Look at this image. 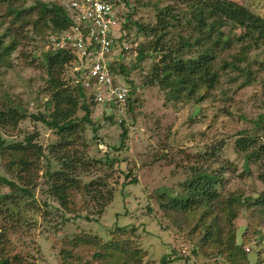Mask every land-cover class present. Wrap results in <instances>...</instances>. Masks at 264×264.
Wrapping results in <instances>:
<instances>
[{"label": "trees", "instance_id": "trees-1", "mask_svg": "<svg viewBox=\"0 0 264 264\" xmlns=\"http://www.w3.org/2000/svg\"><path fill=\"white\" fill-rule=\"evenodd\" d=\"M120 1L124 6L119 15L121 37L128 42L137 41V45L131 47L130 52L122 50L117 59L110 61L115 82L122 76L132 81L129 72L142 69L139 64L148 58L152 60L144 71L141 85L159 87L167 102L212 97V91H221L223 75L237 87L256 79L250 55L264 45V13L239 0H172L162 5L155 2L153 21L143 22L135 18L136 5L130 7V0ZM73 14L71 0L67 3L63 0H0V72L3 67L12 66V54L20 51V57L31 58L30 63L37 61L45 74L44 89L47 87L44 110L29 112L19 100L9 96L0 103V166L7 174L0 173V189L2 186L9 189L0 192V215L4 218L0 224V264H31L11 247L15 244L11 234L29 223L23 210L39 209L43 205L42 210L47 212L53 209L60 215L71 213L73 217L95 220L113 201L118 189L123 193V187L137 182V178L128 173L120 187L118 180L111 179L121 161L111 149H121L129 125L134 123L133 104L139 101L133 96L135 85L127 82L130 87L125 105L115 101L111 104L97 102L92 90L83 85V70L76 68L80 64L78 53L72 48H54L48 43L49 33L62 34L70 29ZM39 44L43 48L37 54ZM28 45H33L36 54L24 50ZM225 99L229 100L230 96ZM99 107L101 120L121 129L120 146H108L110 150L103 153L96 147L87 150L83 139L90 125L93 136L101 140L102 124L94 116ZM197 110L198 107L195 112ZM114 113L120 114L117 119ZM27 118L52 130L54 136L46 145L40 142L42 136L38 129L27 131L20 126ZM251 122L253 128L259 129L260 136L242 129L228 146L242 155V171L250 174L255 167L257 178L264 185V113ZM223 143L211 141L196 150L183 143L177 144L173 151L172 147L167 151V147L159 143L160 153L155 159L172 161L176 155L181 157L183 163L176 162V165L185 170L187 176L180 180L178 188H172L174 194L161 192L157 196L158 206L168 213L198 214L187 236L190 241L194 233H201L203 256L207 261L248 264V252L244 248L247 242L237 240L234 221L245 208L258 220L264 219V189L247 195L240 189L226 188L224 173L232 167L227 158L220 157L221 152L224 153ZM39 169L47 198L42 201L35 198L40 182L33 175ZM76 194L82 198L79 206L74 200ZM82 209L91 210V216L83 215ZM68 219L63 215L62 222ZM125 229V226L115 225L111 233L109 231L111 236L105 240L87 230L64 236L60 254L68 261L78 260V264H144L137 244L128 236L124 237L125 234L122 236ZM259 241H262L260 237L256 243ZM85 244L94 246L89 258L82 251ZM171 260L170 255L163 254L159 262L168 264ZM260 261L256 259L255 264Z\"/></svg>", "mask_w": 264, "mask_h": 264}, {"label": "rangeland", "instance_id": "rangeland-1", "mask_svg": "<svg viewBox=\"0 0 264 264\" xmlns=\"http://www.w3.org/2000/svg\"><path fill=\"white\" fill-rule=\"evenodd\" d=\"M63 1L67 3L69 0ZM239 1H243L257 12L264 13V0ZM155 2H160L162 5L172 0H137L135 3L130 0V7L137 6L135 18L143 22H152ZM132 43L137 44V41ZM38 48L40 50L37 54L41 52L43 46L39 44ZM25 49L37 52L33 50V45L24 46ZM19 52L12 54V66L6 69L3 67V72H0V103L9 96L19 100L29 112L44 110L43 106L47 98V87L44 89L45 74L38 67L37 61L30 63L31 58H22ZM250 57L251 68L256 71V79L252 83L237 87L235 83L228 81L226 75H223L220 88L225 94L219 89L214 90L211 92L212 97L207 95L199 101L167 102L164 92L159 87L141 85L144 71L152 58L139 64L143 70L135 68L129 72L128 76L132 81L123 76L117 78V83L125 84L128 88L130 87L128 83L133 82L135 85L133 96H137L139 101L133 104L134 123L129 125L128 136L124 139L123 146L120 150L111 149V153L121 159L119 169L115 167L111 179L118 180L117 186L120 187V183L125 180V174L128 173L130 177L135 176L137 182L123 187V193L118 189L113 201L106 205L105 211L97 215L95 220L93 218L86 220L84 216L73 217L71 213H64L63 215L68 216L69 219L62 222L63 215L53 209L49 212L42 210L43 205H40L39 209L23 210V216L25 215L29 223L25 221L26 228L11 234L15 243L11 245L14 251L20 252L22 258L30 260L31 264H78V260L68 261L62 258L60 250L63 246V238L87 230L98 235L100 240H105L111 236L110 230H113L115 225H119L126 227L122 236L125 234L124 237L128 236L137 244L141 255L144 256V264H160L159 260L163 254H168L172 258L168 264H217L215 261H207L203 256L201 233L198 235L194 233L190 241L187 236L190 227L195 226L198 214L168 213L158 206L157 196L161 192L174 194L172 188H178L180 180L187 176L185 170L176 165V162L181 164L183 160L177 155L172 161L155 158L160 153L157 150L159 143H163L167 151L171 147L173 151L177 144L184 143L196 150L202 149L211 141L215 143L224 141L221 146L224 153L221 152L220 157L227 158L232 167L224 173L226 188L240 189L247 195L264 189L263 183L257 178L256 168L252 167L250 174L244 173L242 155L235 153L228 146L232 144L230 141L236 133L242 129L260 136L259 129L253 128L251 120L257 119L260 113H264V45L254 50ZM224 95L230 96V99L226 100ZM196 107H198L197 112H195ZM101 115L99 107L94 116L102 124L99 130L101 140L93 136L90 125L85 129L83 139L87 150H94L96 147L103 153L105 150H110L109 147L120 146L121 129L112 125L113 123H108L107 120H101ZM117 115L120 114L114 113L115 119ZM20 126L27 131L38 129L43 146L54 136L51 129L43 127L40 122L33 121L32 118H27ZM0 173L7 176L1 166ZM41 174L40 169L34 172L33 176L38 182L43 180ZM41 183L35 189V198L42 201L47 198L43 191L44 185ZM8 191L6 186L0 189L1 193ZM74 200L78 206L82 202L78 194L75 195ZM81 213L89 216L92 214L91 210L87 209H82ZM3 221L4 218L0 215V224ZM33 223L34 226L31 225ZM234 229L237 240L242 239L247 242L244 248L248 252V264H255L256 259H261L260 264H264V219L258 220L255 214L245 208L235 219ZM259 237L262 241L256 243ZM84 246L82 251L85 257L89 258L94 246L89 244ZM181 256H186L187 259Z\"/></svg>", "mask_w": 264, "mask_h": 264}, {"label": "built area", "instance_id": "built-area-1", "mask_svg": "<svg viewBox=\"0 0 264 264\" xmlns=\"http://www.w3.org/2000/svg\"><path fill=\"white\" fill-rule=\"evenodd\" d=\"M74 8L72 26L62 34L49 33L52 47L74 49L80 59L83 85L92 90L94 100L124 105L129 88L114 81L109 63L121 54L130 52V43L121 37L119 15L123 10L120 0H71Z\"/></svg>", "mask_w": 264, "mask_h": 264}, {"label": "clouds", "instance_id": "clouds-1", "mask_svg": "<svg viewBox=\"0 0 264 264\" xmlns=\"http://www.w3.org/2000/svg\"><path fill=\"white\" fill-rule=\"evenodd\" d=\"M127 42H128V41H127ZM128 43H129V42H128ZM130 45H131V47H134V46L137 45V44L130 42ZM131 47H130V51H131ZM124 85H125V84H124Z\"/></svg>", "mask_w": 264, "mask_h": 264}]
</instances>
